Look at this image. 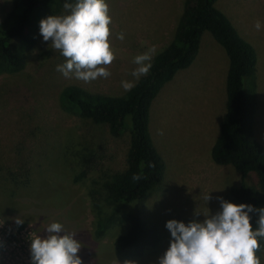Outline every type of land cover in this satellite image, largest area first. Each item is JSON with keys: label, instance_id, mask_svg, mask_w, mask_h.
<instances>
[{"label": "rangeland", "instance_id": "374dc122", "mask_svg": "<svg viewBox=\"0 0 264 264\" xmlns=\"http://www.w3.org/2000/svg\"><path fill=\"white\" fill-rule=\"evenodd\" d=\"M106 2L116 54L108 66L109 77L89 83L65 78L57 71L65 58L50 41H43L40 25L25 64L0 73V264H32L31 239L46 237L52 222L75 232L74 238L82 244L78 255L83 264H124L126 260L159 264L170 246L168 220L203 221L220 210L219 197L236 203L230 190L240 185L241 174L230 165L215 163L210 155L225 108L228 57L208 31L203 32L191 65L178 71L150 106L151 137L165 162L162 180L143 199L123 205L104 200L102 182L125 166L131 118L125 117L122 134L112 136L106 124L66 112L60 93L69 84L98 93H124L121 82L134 79L130 75L137 67L133 58L149 50L153 57L171 39L183 10V0ZM216 6L256 49L257 70L245 84L255 83L254 134L264 145V0H217ZM10 8L11 0H0V21ZM65 12L62 7L44 18ZM257 20L262 25L259 31ZM120 32L125 36L122 41L116 38ZM77 150L79 158L73 156ZM83 169L85 175L77 178ZM25 170H29L28 185L9 180L11 173L21 176ZM244 181L256 184V177L249 174ZM91 191L98 194L95 199ZM207 194L209 201L204 199ZM130 213L140 215L158 232L156 243L141 255L114 247L115 236L127 228L121 218ZM17 217L22 224L16 223ZM99 218L109 220L101 236L95 233ZM259 257L264 264V249Z\"/></svg>", "mask_w": 264, "mask_h": 264}, {"label": "trees", "instance_id": "16d2710c", "mask_svg": "<svg viewBox=\"0 0 264 264\" xmlns=\"http://www.w3.org/2000/svg\"><path fill=\"white\" fill-rule=\"evenodd\" d=\"M216 1L183 0V10L171 39L154 54L149 74L141 77L131 91L111 95L93 92L77 84H69L62 89L60 104L66 112L95 124H106L112 136L122 134L125 117L129 115L131 118L125 166L109 174L102 182L106 202L123 205L143 199L162 180L165 162L151 137L150 106L161 88L178 71L191 65L200 49L202 34L208 31L228 57L225 108L210 155L215 163L230 165L241 174L240 185L230 190L237 204L264 207V145L254 134L255 83L245 84V80L255 75L258 56L254 46L238 33L229 17L216 6ZM65 2L74 3L75 0H11L10 10L0 21V73L16 71L25 64L40 20L53 10L62 8ZM73 153V156L80 157L79 150ZM86 171L83 169L77 178L84 176ZM134 174L140 175L141 179L134 181ZM249 174L255 175L256 184L244 181ZM20 177L25 179L20 181ZM9 180L28 185L29 170L21 176L11 173ZM94 194L98 195L91 191L93 199ZM250 215L255 228L258 217L254 213ZM108 221L106 218L98 219L97 236L104 234ZM121 221L127 228L115 236L116 249L130 248L141 255L156 243L158 232L155 226L146 223L140 215L130 213ZM260 244L258 256L264 249V239H260Z\"/></svg>", "mask_w": 264, "mask_h": 264}, {"label": "clouds", "instance_id": "9594fccd", "mask_svg": "<svg viewBox=\"0 0 264 264\" xmlns=\"http://www.w3.org/2000/svg\"><path fill=\"white\" fill-rule=\"evenodd\" d=\"M63 8L64 14L40 20L43 41H50L66 61L57 65V71L65 78L85 83L109 77L108 66L116 59L110 41L109 4L106 0H75L65 2ZM261 27V21L257 20L255 28L259 31ZM116 38L124 40V33H118ZM152 58L151 50L133 58L137 67L130 72L133 80L121 82L125 91H131L141 77L149 74ZM132 179L138 181L141 176L134 174ZM204 199L209 201L211 196L207 194ZM218 199L220 210L204 215L203 221L192 220L186 224L170 219L166 222L171 241L159 264H261L257 252L261 248L260 239H264V207ZM253 213L258 217L255 228L250 215ZM16 223L22 224L23 219L17 217ZM46 231V237L37 235L31 239L32 264H83L78 255L82 244L74 238L75 232H66L59 222L50 223ZM124 264L135 262L126 260Z\"/></svg>", "mask_w": 264, "mask_h": 264}, {"label": "crops", "instance_id": "0c3cea01", "mask_svg": "<svg viewBox=\"0 0 264 264\" xmlns=\"http://www.w3.org/2000/svg\"><path fill=\"white\" fill-rule=\"evenodd\" d=\"M201 45V44H200Z\"/></svg>", "mask_w": 264, "mask_h": 264}]
</instances>
